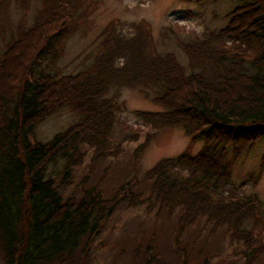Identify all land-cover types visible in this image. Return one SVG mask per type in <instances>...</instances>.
Masks as SVG:
<instances>
[{
	"label": "trees",
	"instance_id": "trees-1",
	"mask_svg": "<svg viewBox=\"0 0 264 264\" xmlns=\"http://www.w3.org/2000/svg\"><path fill=\"white\" fill-rule=\"evenodd\" d=\"M15 31L8 32L0 0V253L3 264H48L66 260L98 234L114 205L125 195L130 206L147 204L167 218L177 210L176 237L205 217L213 229L232 228L231 236L247 248L249 260L262 248L264 231L253 197L224 192L231 165L264 136V0H239L224 16L225 24L199 37H177L185 57L158 51L150 30L135 24L127 31L112 20L82 59L86 68L64 73L56 63L70 36L83 26L87 0H40L31 18L30 0ZM219 1V0H196ZM177 33V32H176ZM121 87L138 88L159 110H136L135 117L154 128L180 126L200 150L159 159L103 197L101 184L62 196L49 168L61 163L64 176L84 160L90 166L116 157L122 142L139 130L118 120L124 110ZM68 107L79 117L46 141L36 127ZM135 149L139 155L148 140ZM149 181L143 197L133 188ZM251 218L253 227L242 228ZM147 241L144 264H151ZM178 249V247H176ZM182 264L186 255H182Z\"/></svg>",
	"mask_w": 264,
	"mask_h": 264
},
{
	"label": "rangeland",
	"instance_id": "rangeland-1",
	"mask_svg": "<svg viewBox=\"0 0 264 264\" xmlns=\"http://www.w3.org/2000/svg\"><path fill=\"white\" fill-rule=\"evenodd\" d=\"M239 0L204 1L196 0H87L89 5L84 14L83 26L70 36L62 56L56 63L64 73L76 72L86 68L82 60L84 54L93 47L102 31L112 20H118L121 30H129L135 24H140L150 30L154 47L160 51L174 52L185 63L177 37L192 38L209 34L224 26L223 16ZM40 0H30L26 17L31 18ZM20 0H10L6 8L8 32L15 31L16 25L24 14ZM177 32V33H176ZM118 99L123 103L124 110L117 113L118 120L139 130L136 140L122 142V151L116 157L90 166L92 149L83 145L84 160L79 166H74L67 176L60 173L61 163L49 168L56 177V185L62 196H71L76 187L77 198L82 192L99 183L103 197H111L117 188L126 184L127 180L142 179L144 171L161 158L175 156L187 151L197 153L201 141H192L184 134L180 126L154 128L146 125L135 117L136 110H159L161 107L153 103L138 88L121 87ZM79 115L64 107L35 129L34 137L46 141L57 132L62 131L78 120ZM147 135L150 139L139 155L135 149L144 143ZM149 181H141L132 190L143 197L148 193ZM224 192L234 197H253L257 202L258 221L264 227V136L257 140L238 160L231 165L229 180L223 186ZM149 205L130 206L128 196L116 202L112 213L102 223L98 234L88 240L84 237L80 245L66 259H58L48 264H144L143 256L147 241L155 233V246L150 248L151 264H182V255H186L184 264H264V244L262 248L246 260L247 248L231 236L232 228L226 226L213 229L212 224L200 218L189 226L186 232L176 237V220L180 213L177 210L168 217L156 215L157 208L148 210ZM253 220L244 219L242 228L253 227ZM264 231V228H260ZM178 247V249L176 248ZM0 264L2 254L0 253Z\"/></svg>",
	"mask_w": 264,
	"mask_h": 264
}]
</instances>
